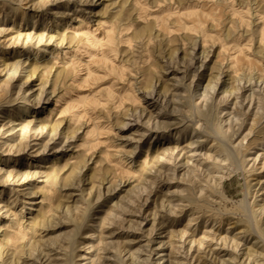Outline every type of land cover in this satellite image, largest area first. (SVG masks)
I'll return each instance as SVG.
<instances>
[{
  "label": "rangeland",
  "instance_id": "374dc122",
  "mask_svg": "<svg viewBox=\"0 0 264 264\" xmlns=\"http://www.w3.org/2000/svg\"><path fill=\"white\" fill-rule=\"evenodd\" d=\"M0 264H264V0H0Z\"/></svg>",
  "mask_w": 264,
  "mask_h": 264
},
{
  "label": "bare ground",
  "instance_id": "6f19581e",
  "mask_svg": "<svg viewBox=\"0 0 264 264\" xmlns=\"http://www.w3.org/2000/svg\"><path fill=\"white\" fill-rule=\"evenodd\" d=\"M42 95V93H41ZM42 99V98H41ZM39 101V100H38ZM28 110V109H27ZM233 150V149H232ZM230 159V158H229ZM226 160V159H225ZM220 177V176H219ZM223 179H224V176H221L219 179H218V185L219 187L222 189V191L224 192V188H223ZM217 184V183H216ZM223 194V193H222Z\"/></svg>",
  "mask_w": 264,
  "mask_h": 264
},
{
  "label": "crops",
  "instance_id": "0c3cea01",
  "mask_svg": "<svg viewBox=\"0 0 264 264\" xmlns=\"http://www.w3.org/2000/svg\"><path fill=\"white\" fill-rule=\"evenodd\" d=\"M225 189H226V191H228L227 188H225Z\"/></svg>",
  "mask_w": 264,
  "mask_h": 264
}]
</instances>
